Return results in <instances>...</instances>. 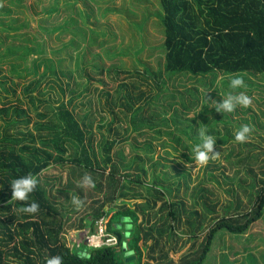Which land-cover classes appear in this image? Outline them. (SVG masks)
Returning <instances> with one entry per match:
<instances>
[{
	"label": "trees",
	"instance_id": "trees-1",
	"mask_svg": "<svg viewBox=\"0 0 264 264\" xmlns=\"http://www.w3.org/2000/svg\"><path fill=\"white\" fill-rule=\"evenodd\" d=\"M160 4L162 13L159 16L165 35L162 47L166 51L164 69L160 68L155 72L147 67L146 71L153 75L162 90L168 89L163 79V71L168 78L183 76L203 82L207 90L209 89L208 92L198 94L199 92L196 91L198 93L193 96L204 97L206 100L214 96L213 91L210 92V90L219 73L240 75L245 84L253 83L248 74L264 76V0H160ZM38 48L26 47L19 57L26 59L34 53L42 55L44 47L39 44ZM17 54L18 51L15 48L9 47L5 57H13ZM29 69L25 68L24 71ZM101 69L103 72L105 67L102 66ZM11 72L21 78L24 76L17 65L12 64ZM208 75H212L209 83L206 80ZM61 76L71 78L72 74L51 62V68L43 75L23 85L22 96L16 97L15 104L10 98L16 96V87L10 86L7 79L0 81V100L3 102L0 107V120H2L0 121V264H46V260L54 256L61 257L62 264H167L168 262L203 264L220 231H229L236 235L246 234L264 216L263 153H254L253 151L259 146L249 141L238 142L237 145L240 148L237 149L234 133L229 128L230 124L224 121V132L218 129H210L208 132L217 136V142L221 144L220 150L224 144H231L234 147L230 151L224 149L227 153L223 157L231 169L241 166L242 171L245 170L246 177L251 179L248 189L253 204L250 210L236 215L231 213L234 201L226 205L224 215L211 218V224L199 250L187 253L188 255L180 257V261L176 262L170 258L169 252L165 251L162 242H165V246H169L170 252L178 248V245L172 242L177 234L175 223L177 222L179 226L183 224V214L188 216L186 224L190 227L188 230L190 237L186 240L198 238L199 232L205 228L208 214L216 213V207L219 204L216 201L213 206L209 205V198L204 192L207 191L206 187L201 183L195 187L192 194L193 208L202 204L204 212H199L195 208L189 211L185 201L178 199L181 181L170 185L167 183L170 175L156 171L153 172L151 181L142 178L148 177L145 157H133L129 165L123 166L131 172L128 171L123 176L120 171L121 166L115 161L113 155L119 140H111L107 137H104L100 143L103 154L106 155H103L102 163L107 166L110 164L105 198L99 201V205L92 206V210L81 219L78 230L82 231V238L77 235L76 230L64 232L69 219L62 211L57 197H53V188L49 189L50 184L42 182V172L52 162L59 166L70 163L74 165V168L79 167L81 176H87L93 180L94 171L101 168L104 172L106 166L98 161L97 155L95 157L92 155V134L88 131L90 129H87L89 125L86 123V118L81 122L74 110L69 108V104H72L78 95L76 86L72 87L68 81L64 83ZM47 77L48 87L54 91L59 100L56 101L55 107L52 106L51 101L53 96L45 97L47 92L51 91L47 90L46 85L42 87V82ZM145 79L147 82L151 81L148 77ZM226 85L227 82H225ZM67 94L71 96L68 102L63 99ZM144 95L145 91H142L141 97H136L137 99L131 93L117 96L123 99L124 108L127 109L125 115L130 113V118L135 120L139 118L138 123L133 125V129L137 131L147 127L149 130H154L156 132L154 139L159 143L156 146L166 149L167 155L177 151L184 159L190 162L195 161L193 145L194 142H200V137L198 136L199 141L193 140L191 145H187L183 141V136L175 130L163 131L162 126L169 125L166 118H163L159 125L148 119L143 121L144 109L141 105H137L136 101ZM108 96L112 97L109 93ZM195 102V100L192 101V104ZM22 103H26L27 106H22ZM42 103H46L52 110L41 111ZM183 107L190 111L191 104L188 105L184 100ZM33 109L37 110L36 114L39 118L34 125L36 133L29 132L28 135L21 137L12 132L13 127L16 128L23 123L30 124L32 119L30 117L25 119L24 116L30 114ZM114 120L115 118L109 123L110 127ZM182 133L191 138L186 130ZM120 141L125 142L126 139L123 138ZM38 142L40 145L36 146ZM247 147L250 149L246 151ZM146 148L151 149L147 151ZM170 148H173V151H169ZM69 150L73 151L72 155L65 157ZM144 150L146 157L149 158H153L151 156H154L153 153L156 152L151 143H148ZM163 158L166 159V157ZM261 159L262 173L260 174L263 177L258 179L254 165ZM157 163L159 159L152 165L156 167ZM215 166L216 169L220 168L218 165ZM134 168L136 171L133 170ZM205 172V180L222 185L214 171L205 170ZM239 173L240 170L237 169L236 174L239 175ZM183 174L184 177L188 175L187 172ZM26 175L37 178L36 189L26 201L11 200L12 180ZM222 175L227 177L225 170ZM242 181L244 180L237 179V181L231 180L230 183L232 185L238 183L239 187L244 188ZM258 181L262 183L260 188L257 187ZM94 187L102 191L103 182L94 184ZM186 188L188 190V186ZM137 190L136 195L130 193ZM142 190L147 194H142ZM230 190L228 189L229 193H231ZM57 191L65 195L67 200L72 195L76 196L71 193L72 189L69 187ZM234 193L237 192L234 191ZM159 201H162V205H159ZM33 202L39 205L36 213L20 211L25 205ZM240 206L239 198L236 208L239 209ZM164 209H169L166 217L158 216L159 211ZM155 217L156 220L153 221ZM102 218L106 223L107 232L117 238L116 244L94 246L87 241L88 236L97 232L98 222ZM128 224L132 227L129 228ZM260 238L264 243V236ZM84 240L87 243H84ZM186 242L180 245L179 251L184 250L182 247ZM158 249L160 253H157ZM130 257L134 258L128 259Z\"/></svg>",
	"mask_w": 264,
	"mask_h": 264
},
{
	"label": "rangeland",
	"instance_id": "rangeland-1",
	"mask_svg": "<svg viewBox=\"0 0 264 264\" xmlns=\"http://www.w3.org/2000/svg\"><path fill=\"white\" fill-rule=\"evenodd\" d=\"M160 13H162L160 0H0V81L7 79L10 86L16 87V96L10 98L15 104L17 103L16 97L22 96L23 85L43 75L51 68V62H54L57 67L72 74L71 78L61 76L64 83L68 81L72 87L76 86L78 95L74 102L69 104V108L74 110L81 122L86 118V123L89 125L87 129H90L88 131L92 134V155L94 157L97 155L98 161L102 163L103 155L106 156L100 145L103 138L118 139L119 142L113 150V155L115 161L121 166V174L124 176L126 172H131L123 166L129 165L133 157H145L148 177L143 176L142 178L151 181L152 174L156 171L168 173L170 177L167 183L170 185L181 181L178 199L185 201L189 211L195 208L199 212H204L202 204L193 208L192 194L197 185L202 183L206 187L207 191L204 192L209 198V205L213 206L216 201L219 204L216 207V213L208 214L209 218L205 220V228L199 232L198 238L186 240L190 237L188 231L190 227L186 224L188 216L183 214V224L179 226L177 222L175 223L177 234L173 238L174 241L172 240V244H177L178 248L170 252L169 246H165V242H162L170 258L179 262L180 257L200 249L211 224V218L224 215V208L231 201L235 203L231 210V213L235 215L252 208L253 203L250 200L248 189L251 179L246 177L245 170L242 171L241 166L231 169L223 157L227 153L224 149L230 151L234 147L231 144H224L220 150L221 144L217 142V136L209 134L208 131L218 129L224 132V121H228L233 133L240 126L247 125L251 132L245 141L257 144L259 147L253 152L263 153L262 157H264V76L248 74L253 83L245 84V88L238 90L231 89L229 86L230 78L235 75L219 73L210 90V92L213 91L214 96L206 100L204 97L195 96L196 99L193 96L198 92V94L208 92L209 89L207 90L203 82L200 83L198 80L183 76L168 78L166 72L163 71V79L168 89L162 90L153 75L146 71L147 67L155 72L160 68L164 69L166 51L162 45L165 35ZM39 44L44 47L42 55L34 53L26 59L19 57L26 47L39 49ZM9 47L15 48L18 54L5 57ZM12 64L17 65L18 70L24 74L23 78L11 72ZM102 66L105 67L103 72H101ZM25 68L30 69L25 72ZM145 77L150 78L151 81L147 82ZM211 79L212 75L206 76L208 83ZM47 80L48 77L44 78L42 87L45 85L48 87ZM225 82H227L226 86ZM47 90L51 92H47L45 97L53 96L52 106H57L56 101H59L57 95L50 87ZM142 91H145V95L136 102L144 109L143 121L148 119L159 125L162 119L166 118L169 125L162 126L163 131L175 130L183 136V141L187 145H191L193 140L199 141L198 136L200 137L201 130L213 137V150L209 153V159L206 162L200 163L196 160L190 162L184 159L180 152H174L173 148L169 149L173 151L172 154L167 155L166 149L156 146L159 143L154 139L156 136L154 130H149L147 127L137 131L133 129V125L138 123L139 118L136 120L130 118V113L126 116L127 109L124 108L123 99L117 96L131 93L134 98H140ZM241 91L251 98L252 102L249 106L237 105L230 113L218 110L228 93L235 95ZM108 93L112 97H109ZM68 94L63 98L66 102L71 98ZM184 100L188 105L191 104L190 111L183 107ZM194 100L196 102L192 104ZM2 105L3 102L0 100V107ZM22 106L26 107L27 104L22 103ZM51 110L46 103H42L41 111ZM30 112L24 116L25 119L27 117L32 119L30 124L23 123L16 128L13 127L12 132L21 137L28 135L29 132L36 133L34 125L39 120L37 110L33 109ZM114 118L115 122L110 127L109 123ZM183 130L190 133L191 138L182 133ZM123 138L126 139L125 142L120 141ZM164 138L168 139L165 136ZM148 143L155 147L156 152L153 153L154 156H151L153 158L146 157L145 150L151 149L144 150ZM194 143L193 146L198 144V142ZM235 143V147L239 149L238 142L235 141ZM39 145L40 142L36 143V146ZM248 149L250 148L247 147L246 151ZM72 153V150L67 151L65 157H70ZM158 159L159 163L154 167L152 163ZM262 159L257 164H253L258 179L263 177L260 174L262 173L260 168ZM102 165L106 166V170L103 172V169L98 168V171H94L93 180L90 178L91 184H86L84 177L79 174V167L74 168V165L70 163L59 166L52 162L42 172V182L49 183V189L53 188V197H57L62 211L69 219L64 232L76 230L77 235L82 238V231L78 230L81 226V219L92 210V206L99 205V201L105 198L104 192L107 190V174L110 171V164L107 166L102 163ZM215 165L220 168L216 169ZM237 169L240 170L239 175L236 174ZM205 170L214 171L222 185L205 180ZM223 170L226 171L228 178L222 175ZM74 172H76L75 175ZM184 172L188 173L187 177H184ZM237 179L244 180L242 185L245 189L239 187L238 183L233 185L230 183L231 180L237 181ZM100 181L103 182L102 191L94 187V184ZM261 185L262 183L258 181L257 187L260 188ZM67 187L72 189V194H76L68 200L65 195L57 191ZM228 189H231V193ZM138 190L130 193L136 195ZM141 192L144 195L147 194L144 190ZM73 198L79 200L80 203L74 204ZM239 198L241 206L237 209L236 204ZM159 205H162V201H159ZM168 210L159 211L158 216L166 217ZM155 220L156 217L153 221ZM261 235L264 236V216L246 234L236 235L229 231H220L203 264H264V243L260 238ZM87 241L84 240V243ZM184 241H187L182 247L184 250L179 251ZM157 253H160V249Z\"/></svg>",
	"mask_w": 264,
	"mask_h": 264
},
{
	"label": "clouds",
	"instance_id": "clouds-1",
	"mask_svg": "<svg viewBox=\"0 0 264 264\" xmlns=\"http://www.w3.org/2000/svg\"><path fill=\"white\" fill-rule=\"evenodd\" d=\"M230 88L231 89H240L245 88V81L242 76L235 75L230 78ZM251 98L244 92L241 91L238 94L233 95L231 92L227 94L223 103L219 106L218 110H223L225 112H232L234 108L239 105L247 107L251 104ZM251 129L247 125H242L234 132V139L237 142H244L249 138ZM214 146V139L212 136L207 135L204 130L200 131V143L196 144L193 148L195 153L196 161L204 163L209 159V153H212ZM84 182L86 184H91L89 177H84ZM38 184L37 178L33 175H26L13 179L10 186L12 192L11 200L26 201L29 198V195L34 192ZM74 204H79L80 201L73 198L72 201ZM39 205L35 202L30 205L27 204L20 211L24 213H36L38 211ZM127 220V218H125ZM128 227L131 228L132 225L128 224ZM84 255V253H82ZM46 264H62V258L59 256H54L46 260Z\"/></svg>",
	"mask_w": 264,
	"mask_h": 264
},
{
	"label": "built area",
	"instance_id": "built-area-1",
	"mask_svg": "<svg viewBox=\"0 0 264 264\" xmlns=\"http://www.w3.org/2000/svg\"><path fill=\"white\" fill-rule=\"evenodd\" d=\"M89 244L94 246H101L103 244H116L117 238L107 232L106 223L104 218L98 222V230L95 234L87 237ZM96 242V243H95Z\"/></svg>",
	"mask_w": 264,
	"mask_h": 264
},
{
	"label": "water",
	"instance_id": "water-1",
	"mask_svg": "<svg viewBox=\"0 0 264 264\" xmlns=\"http://www.w3.org/2000/svg\"><path fill=\"white\" fill-rule=\"evenodd\" d=\"M132 258H134V257H130V258H128V259H132Z\"/></svg>",
	"mask_w": 264,
	"mask_h": 264
}]
</instances>
